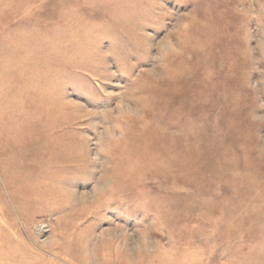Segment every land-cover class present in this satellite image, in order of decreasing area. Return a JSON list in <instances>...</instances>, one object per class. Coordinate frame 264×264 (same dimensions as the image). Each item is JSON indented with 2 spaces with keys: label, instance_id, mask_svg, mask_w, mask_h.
<instances>
[{
  "label": "rangeland",
  "instance_id": "374dc122",
  "mask_svg": "<svg viewBox=\"0 0 264 264\" xmlns=\"http://www.w3.org/2000/svg\"><path fill=\"white\" fill-rule=\"evenodd\" d=\"M0 96V264H264V0H0Z\"/></svg>",
  "mask_w": 264,
  "mask_h": 264
},
{
  "label": "bare ground",
  "instance_id": "6f19581e",
  "mask_svg": "<svg viewBox=\"0 0 264 264\" xmlns=\"http://www.w3.org/2000/svg\"><path fill=\"white\" fill-rule=\"evenodd\" d=\"M19 75H20V73H19ZM24 84L25 85H27L28 84V81L24 78ZM23 91L22 90H20V91H15V93H13V92H11V93H9V95H8V98L9 99H11V100H15V99H17V98H19L20 97V94L22 93ZM27 93H25V95H26ZM0 100H1V96H0ZM1 105V104H0ZM0 113H1V107H0ZM17 138V139H16ZM16 138H14V139H12L11 141H10V143H18V140H20L22 143L24 142L23 141V139H22V137H16ZM8 141V140H7ZM32 178H34V177H32ZM19 180V179H18ZM16 181H17V179H16ZM30 181V180H29ZM32 181V180H31ZM30 181V182H31ZM36 185V184H35ZM31 186V185H30ZM41 187V186H40ZM37 189L39 188V186L38 187H36ZM34 189V188H33Z\"/></svg>",
  "mask_w": 264,
  "mask_h": 264
}]
</instances>
